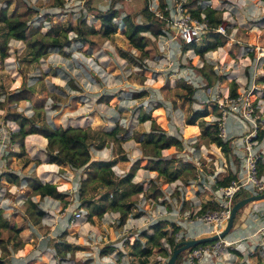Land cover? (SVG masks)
I'll return each mask as SVG.
<instances>
[{
	"label": "rangeland",
	"instance_id": "374dc122",
	"mask_svg": "<svg viewBox=\"0 0 264 264\" xmlns=\"http://www.w3.org/2000/svg\"><path fill=\"white\" fill-rule=\"evenodd\" d=\"M177 1L181 4L188 2V0ZM21 2L31 12L28 16L29 27L41 24V34L52 27H58L67 31L69 38H73L78 17L85 12L87 19L92 16L86 7L89 0H64L63 7L54 5L55 0H21ZM121 4L124 7L133 6V1L124 0L123 3L118 2L116 6L120 7ZM14 5L13 3L8 8L7 15H10ZM105 5L104 2L97 3L100 8H104ZM168 5L169 7L173 6V0H170ZM198 5H209L219 11L222 17L220 25L225 28L223 36L227 41L217 50L209 51L197 58L195 66H191L189 63V59L195 57L194 50L183 51L180 42L171 38L172 33L175 32L173 29L168 30L169 35L166 37L149 36V44L146 48L147 57L142 58L128 44L122 26L109 38L96 39L97 42L95 41L93 45L83 46L80 41L72 39L71 44L63 48L65 55L53 48L50 49L47 56L35 61H30V51L26 48L24 41L11 39L8 43V56L4 60H0V101L5 102L10 93L20 89L23 80L26 81L27 86L32 88L29 100H21L15 104L4 103L5 107L0 109V119L7 110H10L22 112L27 117L38 113L36 119L39 123L52 121L58 116L57 122L62 126H68L75 122L71 121L72 119H66V117L77 116L76 120H79L77 123L79 126L94 129L92 125L104 122L107 127L103 131H110L107 128H114L116 118L124 117V122H119L126 130L119 136L122 141L117 143L108 137H99L98 134H95L90 148L92 157L97 151L106 149L107 153L101 158L111 160L114 155L119 159H125L126 153L122 143L132 137L135 139L138 134L143 132L142 127H139L135 129L138 134L131 135L130 133L131 124L135 121L139 110L140 113L148 111L157 101L165 103L167 112L170 116L173 114L170 117L168 132L176 134L183 141L181 149L176 150L175 147H173L174 151L172 147L166 149L165 156L176 158L177 162L173 163L172 167L181 168L182 162H189L193 166L192 175H180L174 182H169L170 186L166 190L164 189L160 196L164 198L165 201L162 203H166V207L169 206V209L176 211L174 212L175 216L169 219L173 220L172 222L162 221L165 222L164 228L168 232L172 230V223L179 225L178 222H180L190 228L191 221L195 219L201 206L212 199L216 181L227 176L230 172L237 171L240 167V160L236 164L232 158L234 155L232 151V157L226 156L215 144H206L200 138V132L197 137L192 136L196 130V127L193 126L196 125L186 126L185 118L194 109L200 108L202 103H217L219 100L225 105L226 100L231 98L228 89L233 85L238 90L241 100L236 104L237 115L230 117L227 120V125L229 127L231 120L240 122V118L243 120L240 122L243 124V130L231 134L232 140L239 141L248 131L252 130V123L244 117L249 113V108L252 109L251 118L255 119L258 127L257 133L264 130V83L258 82L260 78L264 77V0H201L194 3L192 8H197ZM2 6L3 3L0 0V7ZM185 8L189 11V8ZM138 20H141L140 16ZM93 25L97 31L101 30L98 21L94 20ZM2 27L0 25V38L4 36ZM203 36L195 43L197 47L202 46ZM202 66L208 76L212 75L213 83L211 87L208 86L209 88L206 86L203 74L197 72V68ZM53 76L55 77L53 78ZM70 79L79 89L74 90L69 85ZM180 79L188 81L195 89L194 96L197 102L182 99V93L186 91L177 84V80ZM142 90L145 95L125 101L134 92ZM106 95H112L113 98L109 102H100V99ZM246 97H248L249 106L246 105ZM125 106L133 110V113L129 115V109L122 112ZM53 109L56 110L53 111ZM225 109L229 108L226 106ZM90 115L94 117L96 123L90 118ZM96 115L98 118H95ZM219 116H221V109ZM219 116L211 114L210 121L218 122ZM107 119H109V123H107ZM13 123L17 130L18 125ZM185 127L187 129H184ZM94 131L102 130L94 129ZM194 139L196 141L192 143ZM103 141L104 144L100 146ZM258 143H260L259 149L263 150L264 140L258 141ZM32 144L40 146L35 141ZM140 149L142 151L141 145ZM200 149H202V154ZM143 160L142 165H146L145 159ZM27 161L26 153L16 160L14 166L11 164L15 161L8 163L6 159L7 168L4 173L17 171L16 168H19L21 163L23 166L26 165ZM116 168L112 166L114 177H122L123 174ZM85 171L86 169H83L84 178ZM136 174L137 180L142 181L144 188L153 180H157L161 190L162 185L167 183L164 178L157 177V175L152 178L145 177L144 171ZM79 175L82 174L65 172L57 181L52 180V183L57 184L60 190L65 193ZM261 176L263 177L264 174ZM103 190L104 188L99 183L92 182L88 185L84 197L87 199L89 195H95ZM150 191L148 188L144 194L130 197L125 201L131 204V208L128 214L129 218L127 217L128 220L126 219L124 224H120L119 214H113L115 211H109L102 217H98L95 201L89 206H83L80 190L79 197L76 199L65 193L67 202L49 198L51 209L45 203L43 204L42 200H37L34 197L33 200L47 212L40 223L34 226L26 212L27 198L29 197L28 187L24 192L16 191L15 194L8 189L4 195L7 198L6 203H0V208L3 210L2 216L10 224L13 223L19 228L20 231L15 236L26 245L13 252V245L8 240L7 230L0 228L2 244L11 253L4 259L7 264H82L86 261V264H141L139 259L131 254L129 246L136 237L140 236L142 231L151 232L150 226L147 228L145 225L147 222L141 223V216L145 214L151 217L155 214L157 217V205L160 202L150 197ZM164 193L167 195L163 197ZM12 202L15 205H11ZM254 203L252 202L251 206ZM196 205L198 208L195 210ZM62 207H66L70 214L80 211L81 216L68 221L63 215ZM194 210L195 213H193ZM244 215L243 210L238 217L241 218ZM166 216L161 219L164 220ZM50 218L52 221L49 224L44 223L47 222L44 219L49 221ZM209 226L211 232L214 231V233L223 229L220 224L211 223ZM234 230L232 229L226 237H232ZM253 230L255 228L242 232L251 233ZM187 234H189L188 230L182 228V231H179L177 235V240L187 239ZM258 242L256 237L242 241L243 244H246L244 247L246 251L244 249L241 251L245 252L249 261H243L241 264H264V247L259 245L254 250L252 249ZM55 246H60L65 251L63 258L55 255ZM231 249L234 248H226L223 253L231 251ZM251 250L254 252L252 255H250ZM185 252H182L183 255ZM223 253L214 257V262L210 264H226L221 259ZM11 259L17 261L13 263ZM167 259L168 257L160 255L154 249L145 264H166ZM238 261L237 264H239Z\"/></svg>",
	"mask_w": 264,
	"mask_h": 264
},
{
	"label": "trees",
	"instance_id": "16d2710c",
	"mask_svg": "<svg viewBox=\"0 0 264 264\" xmlns=\"http://www.w3.org/2000/svg\"><path fill=\"white\" fill-rule=\"evenodd\" d=\"M54 5L59 7L64 6V0H55ZM133 6L124 7L121 4L117 7L118 2L123 3L124 0H89L86 3V7L89 13L94 16V20L98 21L101 25V30L97 31L86 17V12L81 14L78 20V24L74 29V37L69 38L67 31L58 27H52L47 30L44 34L40 33L41 24L36 27H29L28 16L31 12L25 8L21 0H1L3 6L0 7V25L3 29V38H0V60H4L8 56V43L11 39L24 41L26 48L30 51L31 60L35 61L43 56H47L50 49L56 48L58 52L65 55L63 51L65 46L71 44V40L80 41L83 46L93 45L98 40H105L111 35H114L117 30L122 26L124 28V35L128 40V44L131 48L136 50L142 58L147 57V46L149 44V36L158 38L160 35L165 33L166 23L164 19L155 16L148 8V0H132ZM201 0H188L183 7L189 8V12L197 18H200L201 14L205 15V19L208 21L211 27H217L222 24V17L219 11L212 8L209 5H198L197 8H192L194 3L200 2ZM98 2H104L105 7H98ZM14 5L10 15H7L8 8ZM166 8L165 0H158V9L162 12L164 17L168 16V10ZM141 20H138V17ZM48 17V15H45ZM93 20V21H94ZM227 39L225 36L215 32H208L203 36L202 46L197 47L195 43L186 44L181 43L183 51L193 49L195 57L189 59L191 66H195L197 58L202 57L209 51L217 50L226 43ZM97 42V41H96ZM197 72L202 73L206 79V86L211 87L213 83L211 76L205 73V68H197ZM264 83V77L260 78L258 82ZM69 85L74 90L79 89L78 86L73 84L72 79L68 81ZM177 84L184 93H182V99L190 100L191 102H197L194 96L195 89L192 85L184 80H177ZM208 87V88H209ZM228 94L231 97L239 95L238 90L235 86H231L228 89ZM32 95V88L27 86L25 80L22 81L20 89L10 93L6 97V101H0V109L5 107L4 103L15 104L21 100H29ZM145 95L144 91H140L133 94V98L141 97ZM181 95V94H179ZM113 98L112 95L103 96L100 102H109ZM211 114L215 116L220 115V109L216 103H202L200 108L194 109L190 115L185 118L186 125H197L200 130V138H202L206 144H215L224 155H231L232 147L231 140H223L219 136V129L216 121H210ZM4 120L15 122L18 125V129L15 130L11 135V142L17 144L18 151L10 152L6 159L8 163L16 161L19 157L25 154L24 139L27 135L38 134L46 139L45 154L47 156L48 163H54L59 166H68L72 170L80 168L86 169L85 178L81 180L80 186V198L83 200V206H89L90 203L95 201V207L97 209V216L102 217L104 213L109 211H117L119 213V222L124 224L131 204L125 202L128 198L144 194L143 186L139 182H133L136 172L140 168H144L150 171H156L157 177L164 178L166 182H172L179 178L180 175H192L191 169L193 166L189 162H182L181 168L172 167V164L177 162L176 158H164L162 151L175 147V149H181L183 147L182 138L176 135H170L168 127L170 124V116L166 110V105L162 101H157L148 111L139 113V122L150 121V131L148 133L142 132L138 134L135 139L140 143L142 147V154L144 157L135 161L129 168L128 172L120 178H115L112 170L114 161H90L91 153L90 148L92 140L95 134L99 137H108L111 141L120 143L122 141L119 138L122 132H125V128L115 122V126L110 131H94L90 127H79V126H67L64 127L57 122L58 116L54 120L48 122L39 123L38 113L32 117H27L22 112L7 110L4 116ZM206 119V120H205ZM209 120V121H208ZM257 140H264V130L259 131L257 134ZM104 141L100 144L102 146ZM99 146V147H100ZM236 164L239 163V159L233 155L232 157ZM146 165H142L144 160ZM179 161H181L179 159ZM258 176L263 175L264 164L261 159L258 160ZM5 175L13 183L19 184V176L13 172H8ZM238 179L236 172H230L227 176L216 181L217 186L226 187L233 180ZM27 187L29 197L27 198L28 207L26 212L31 219V224L36 225L40 223L41 219L47 214L43 210L39 203L33 200L35 196L44 198L49 196L59 201L67 202V197L62 192L59 186L55 183H43L35 176H27L24 178ZM92 182L99 183L104 188L100 193L95 195H89L87 199L84 197L87 191L88 185ZM149 189L150 197L155 200L162 195L160 186L157 184V180H153L150 184ZM245 190H240L233 196V201L239 200L243 197L249 196L252 193ZM110 196V198H109ZM252 203L243 206L236 214L234 219V225L232 229L238 227L243 219L239 218L238 215L244 210L247 211ZM65 206V203H63ZM218 209L217 204L212 201L205 202L197 214H202L207 210ZM3 210L0 208V228H4L8 233V240L13 245V252L22 249L26 244H23L22 240L15 236L20 230L13 223H9L7 219L2 216ZM172 230L168 232L159 222L151 226V232L144 230L140 233V236L136 237L130 244L131 254L137 257L141 264H145L148 261V257L152 254V251L156 249L160 255L169 257L171 252L178 242L177 235L180 231V227L176 224H171ZM231 229V230H232ZM143 238V240H142ZM184 238H181L183 240ZM0 239V248L2 254L0 255V264H7L5 257L11 253L2 244ZM209 243L197 245L192 248L205 246ZM169 250H168V248ZM27 248V246H26ZM190 248V249H192ZM55 255L65 256V251L60 246H55ZM70 250V249H69ZM185 252V251H183ZM183 253H180L176 259V264H183ZM87 262V261H86ZM86 262L82 264H86Z\"/></svg>",
	"mask_w": 264,
	"mask_h": 264
},
{
	"label": "built area",
	"instance_id": "2783aa9c",
	"mask_svg": "<svg viewBox=\"0 0 264 264\" xmlns=\"http://www.w3.org/2000/svg\"><path fill=\"white\" fill-rule=\"evenodd\" d=\"M148 8L149 10L157 17L164 19L166 23L165 33L160 35L161 37H166L169 35L168 30L173 29L175 32L172 33L171 38L176 39V41L181 43L184 42L186 44L196 43L201 37L210 31L215 33H220L225 35V28L223 25H218L217 27H211L208 21L205 19V15L201 14L200 18L194 17L183 4L179 3L177 0H173V6L169 7L166 5V10H168V16L164 17L162 12L158 9L157 0H148ZM41 16V15H39ZM90 22H93L94 16L92 15L88 18ZM159 36V37H160ZM241 100V97H231L226 100V104L222 101L216 103L221 109V116H219L218 128H219V136L223 140L230 139L232 152L233 154L240 160V167L237 171L238 179L233 180L228 186L221 187L216 186L214 194L212 195V199L210 201L217 204L218 209L207 210L202 214H196L193 223L195 225L204 226L207 233L211 232V227L209 226L211 223L221 226L222 220H227L230 209L233 201V196L237 191L245 190L247 192L253 193H263L264 192V176H258V160L262 158L261 150L258 148V140H257V125L255 123V119L251 118L252 109L249 108V113L244 115L245 119L252 123V130L248 131V133L239 141L232 140V136L230 133V129L227 125V120L230 117H235L237 115V107L236 104ZM246 105L249 106L248 97L245 98ZM229 109H225V107ZM240 122H243L239 118ZM239 122V123H240ZM243 126V124L240 123ZM15 131L14 123L12 121L0 119V197L4 198L5 189H3V175L5 174V169L7 168L6 164V156L15 151V146L17 144L11 142V135ZM84 178V175H79L76 181H73V185L67 188V192H65L68 196H72L71 198L76 199L79 197V190L81 186V179ZM20 183V182H19ZM27 186L26 182L23 181L20 183L19 187L22 189ZM19 193L23 191L18 190ZM70 198V199H71ZM1 203V201H0ZM12 205H15L12 204ZM77 206V205H76ZM64 211V216L68 221H72L75 218L81 216L80 211L67 212L66 207H62ZM79 210H81L79 208ZM223 228V227H222ZM252 237H256L259 242L255 244L252 248L253 250L257 246L264 247V226L259 228L249 239ZM177 238V237H176ZM248 238H240L237 241H229L226 238L218 239L211 244H207L205 246L196 247L192 249H188L183 256L182 263L184 264H210L212 262V258L217 257L223 250L226 248H234L238 249L239 244L242 241L247 240ZM250 251V255L254 252Z\"/></svg>",
	"mask_w": 264,
	"mask_h": 264
},
{
	"label": "crops",
	"instance_id": "0c3cea01",
	"mask_svg": "<svg viewBox=\"0 0 264 264\" xmlns=\"http://www.w3.org/2000/svg\"><path fill=\"white\" fill-rule=\"evenodd\" d=\"M169 1L170 0L166 1V5L169 3ZM243 1H245V0H243ZM157 2H158V0H157ZM54 77L55 76H53V78ZM134 93H137V92H134ZM129 99L133 100V95L130 96L129 98H126L125 101L126 102H127V100L130 101ZM121 100H123V98H121ZM126 109H129V108L127 106H125L124 110L122 112H125ZM55 110L56 109H53V111H55ZM53 111H50V112H53ZM130 113H133V110L129 109V115H130ZM139 113H140V110H139V112L136 115L135 121H133L132 124H131V131H130L131 135L136 134L137 132H135V129H138L139 127H142V131L143 132H145V133L149 132L150 122L149 121L139 122V119H138ZM169 116H170V114H169ZM172 116H173V114H171L170 117H172ZM76 118H77V116H67L66 119H69V120L72 119L71 121L75 122V124L68 125V126H79V125H77L79 120H76ZM90 118H92V120L94 121V117L92 115H90ZM95 118H98V116L96 115ZM123 118H124L123 116H121V119L116 118L115 122L118 121V122L122 123L125 120ZM73 119H75V120H73ZM103 120H105V119H103ZM94 123H96V121H94ZM107 123H109V119H107ZM64 127H67V126H64ZM79 127H83V126H79ZM92 127H94V129H98V130H105V128L107 126H106V123L100 122V124L96 123L95 125H92ZM193 127H196V130L194 131L192 136L197 137V135L200 132L199 127L197 125L193 126ZM112 129L107 128V130H112ZM184 129H187V128L185 127ZM229 129H230V133L234 134V133L242 131L243 127H242V125H240L239 122H236L235 120H231L230 124H229ZM170 135H176V134H170ZM130 137H132V136H130ZM33 141H35L36 143L38 142V145H40V146H37V145L34 146L32 144ZM195 141H196L195 139L192 140V143H194ZM45 146H46V139L43 136H41V135L30 134V135H27L25 137V139H24V148H25V153H26V157H27L28 161H27L26 165H24V166L21 163L19 168L15 167L17 169V171H12L14 174L19 176V182L20 183L25 181L24 178L27 177V176H35L39 180H41L43 183H45V182L52 183V180H56L57 181V179H60V176L63 175L65 172L84 175V172H83L84 168H80V169H77V170H72L68 166H59V165H56L54 163H48L47 162V156L45 154ZM122 147H123V149L125 150V153H126V158L125 159H119L117 157H114V155L112 156L111 160H107V159L101 158L102 156H104L107 153V150L103 149L101 151L100 150L97 151V153H95V155L93 157L91 155V158H92L91 162L92 161H114L113 167L114 166L117 167L116 170L121 172L124 175V174H126L128 172L130 166L135 161L139 160L140 158H150V157H144L143 156L142 151L140 149V143L135 141V139L133 137L125 140L122 143ZM258 148H259V145H258ZM17 149H18V146H15V152L18 151ZM165 150L162 151L163 157L164 158H170V156H165V152H164ZM173 151H174V148H173ZM200 153L201 154L203 153L202 149H200ZM261 156H262L261 161L264 164V148H263V150H261ZM14 165H16V161L11 164V166H14ZM140 171H144L145 172V174H144L145 177L152 178L153 176L157 175L156 171H150V170H147V169H138L137 172L140 173ZM263 174H264V172H263ZM133 182H139V183L142 184V181L137 180V174H135V177L133 178ZM172 182H174V181H172ZM172 182H170V183H172ZM20 183L19 184L13 183V182H11L9 180L7 175H3V189H5V192L8 191V189H9V191L11 193H14V194L18 190L24 192L25 189H27V186H25L24 188L21 189L19 187ZM150 184L151 183H149L148 186L145 187V188L143 187V191H147V189L149 188ZM169 186H170L169 182L165 183L164 185H162V190L161 191H164V189L166 190ZM166 195L167 194L164 193L163 197L166 196ZM35 197L37 198V200H42L41 202L43 204L45 203L50 208L51 201L49 200V198H51V197L46 196V197H44L42 199L39 196H35ZM161 198L162 197H158V199H157V201L159 200V202H160V204L157 205L158 206L157 217H155V214H154V216H151V217L147 216L145 214H143L141 216V220H142L141 223L147 222V224H145V223L144 224L146 225V227L150 226V229H151V226L153 224L157 223V222H159L161 224V226L164 227L165 222H162V221L168 220V221L172 222L173 220H169V219L171 217L175 216L174 212H176V211L174 209H169V206L166 207V203H164V204L162 203L163 201H165V200H163L164 198H162V199ZM0 201H1V203H6L7 198L6 197H4V198L0 197ZM12 204H14V203L12 202L11 205ZM197 208L198 207L196 205L194 207V209L196 210ZM167 210H168V212H167ZM195 210H194L193 213H195ZM49 212H51V211L49 210ZM244 213H245V215H244V219H243L242 223L238 227L234 228L235 230L233 231V236L232 237H230V238L225 237L227 240H229V241H237L240 238H248L249 239L259 228L264 226V200H260L258 202H255ZM113 214L118 215L119 213L117 211H115V212H113ZM164 216H166L164 218V220L161 219V217H164ZM128 218H127V220H128ZM241 218H243V217H241ZM44 221H47V222H44V223L49 224V222L52 221V218H50L49 221L47 219L46 220L44 219ZM178 223H179V225L178 224H176V225H178L180 227V231H182V228L188 230L189 234H187V238H200V237H203V236H206V235L210 234V233H207L205 231V227L195 225L193 223V220L191 221L192 224H191L190 228H187L186 224H183V223H180V222H178ZM34 226H36V225H34ZM253 228H255V230L251 231V233L250 232L249 233H244L247 229L250 230V229H253ZM242 231H244V232H242ZM245 245L246 244H243L241 242L239 244V246H238L239 247L238 249H231V251H226L225 253L222 252L223 256L222 257L220 256V257H221V259H223V262H226V264H237V261L239 260L238 263L241 264V263H243V261L244 262L249 261V259L244 254L245 252L241 251L242 249H244ZM244 251H246V250L244 249ZM220 257H219V259H220ZM16 261L17 260H15V259H11V262H13V263H15ZM213 262H214V258L212 259L211 263H213Z\"/></svg>",
	"mask_w": 264,
	"mask_h": 264
},
{
	"label": "water",
	"instance_id": "95a60500",
	"mask_svg": "<svg viewBox=\"0 0 264 264\" xmlns=\"http://www.w3.org/2000/svg\"><path fill=\"white\" fill-rule=\"evenodd\" d=\"M259 200H264V192L263 193H253L249 196L243 197L239 200H236L230 209L229 216L226 220V224L223 227L222 230L218 232H213L211 234H208L206 236L200 237V238H187L180 240L176 243L174 246L171 255L168 257L166 264H176V259L180 253L183 251H186L192 247H195L200 244L214 242L218 239L225 238L231 231L233 225H234V219L236 217L237 212L245 205L256 202Z\"/></svg>",
	"mask_w": 264,
	"mask_h": 264
},
{
	"label": "bare ground",
	"instance_id": "6f19581e",
	"mask_svg": "<svg viewBox=\"0 0 264 264\" xmlns=\"http://www.w3.org/2000/svg\"><path fill=\"white\" fill-rule=\"evenodd\" d=\"M225 224H226V221H225V220H222V221H221V226L224 227Z\"/></svg>",
	"mask_w": 264,
	"mask_h": 264
}]
</instances>
